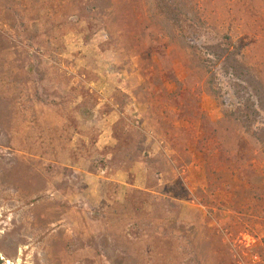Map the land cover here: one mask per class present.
I'll list each match as a JSON object with an SVG mask.
<instances>
[{
    "label": "rangeland",
    "instance_id": "374dc122",
    "mask_svg": "<svg viewBox=\"0 0 264 264\" xmlns=\"http://www.w3.org/2000/svg\"><path fill=\"white\" fill-rule=\"evenodd\" d=\"M226 36L264 99V0H0V264H264Z\"/></svg>",
    "mask_w": 264,
    "mask_h": 264
},
{
    "label": "trees",
    "instance_id": "16d2710c",
    "mask_svg": "<svg viewBox=\"0 0 264 264\" xmlns=\"http://www.w3.org/2000/svg\"><path fill=\"white\" fill-rule=\"evenodd\" d=\"M225 43L227 44V48L225 47V49H219L216 54H214V58H210L212 60L208 59L205 62V66H207L209 73L208 83L210 86V91L221 101L224 90L226 89L228 94V90L230 91V89H233L237 84H241L240 77H243L241 75L243 67L242 65L240 66V62L242 58H244V55H239V50L234 49V51H230V47L234 46V44L232 43V39H230L229 36L225 37ZM212 61L214 63V67H218L219 65L222 66V71L227 76V78H229L230 82L236 81V83H228V85H225V87L224 85L220 86L218 82L220 71L212 70L208 65ZM242 63L245 62L243 61ZM239 86L235 87L234 96L238 94L237 89ZM223 101L222 103L226 108L224 114L227 116V118L238 122V124L243 127L246 134L257 140L264 150V123L261 122L260 119L262 110H264V99H240L238 102H231L229 104H226V102Z\"/></svg>",
    "mask_w": 264,
    "mask_h": 264
}]
</instances>
